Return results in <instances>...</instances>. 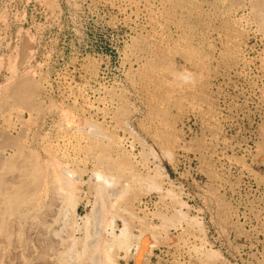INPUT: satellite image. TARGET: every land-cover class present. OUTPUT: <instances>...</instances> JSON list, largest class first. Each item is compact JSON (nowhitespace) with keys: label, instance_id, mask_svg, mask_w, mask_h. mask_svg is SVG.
Wrapping results in <instances>:
<instances>
[{"label":"rangeland","instance_id":"rangeland-1","mask_svg":"<svg viewBox=\"0 0 264 264\" xmlns=\"http://www.w3.org/2000/svg\"><path fill=\"white\" fill-rule=\"evenodd\" d=\"M180 2L0 0V144L36 155L52 146L80 178L68 185L78 216L65 217L69 233L80 229V264H264V0ZM24 78L41 114L8 99ZM74 117L128 165L110 177L113 199L101 190L114 183L88 174L107 178L113 162L78 151L64 125Z\"/></svg>","mask_w":264,"mask_h":264},{"label":"bare ground","instance_id":"bare-ground-1","mask_svg":"<svg viewBox=\"0 0 264 264\" xmlns=\"http://www.w3.org/2000/svg\"><path fill=\"white\" fill-rule=\"evenodd\" d=\"M178 1L180 2V0H178ZM180 4H181V2H180ZM167 5H168V3H167ZM174 5H176V4H174ZM168 6H170V5H168ZM181 6H184V5H181ZM259 6L261 9L262 7L260 4H256L255 7L257 8ZM172 7H174V6H172ZM257 9H259V8H257ZM171 10L172 9H170V11ZM259 10L257 13H260V14L263 13L264 14V12H263L264 10L262 12H260ZM174 12H175V10H174ZM171 14H173V13H171ZM263 14H261V16H260L261 18L259 17L260 20L258 18L259 23L261 22L260 25L262 23L264 24V17H263L264 15ZM169 15H170V13H169ZM257 16H259V14ZM171 18H173V17H171ZM159 23H161V22H159ZM173 23H175V22H173ZM145 53H147V52H145ZM175 79H176V77H175ZM34 84H36V83H34ZM8 89H10V88H8ZM34 91H35L34 85L30 81V79L24 78V79H21L18 83L16 82L15 85L9 91V93H7L8 99L12 100V102L15 104V105L13 104L15 107H22L24 109V111H26L25 112L26 114H27V112L28 113L36 112V113L41 114L42 111L39 109L40 106L38 107V105L39 104L41 105V103H39L37 106H35V104L33 102ZM7 105H8V103H7ZM9 107H11V106H9ZM12 108H14V107H12ZM23 109L21 111H23ZM2 111H4V110H2ZM6 111H4L3 113H5ZM3 113L1 112V114L4 116L5 114H3ZM126 113H127V111H126ZM67 115L70 116L69 114H67ZM123 115H124V113H123ZM14 116H16L15 118H17L16 120H18L19 124L24 123L23 119H22L23 117H22V114L20 111L16 112V114ZM65 117H67V116H65ZM65 117H64V119H65ZM67 118H69V117H67ZM74 118L75 119L71 118L72 120L69 119L71 122L64 121L65 124L64 123L63 124L66 125V123H67V125L69 127L68 123H70L72 126L71 129H73L74 131H76L79 134V137L81 139L79 142H77L78 151L79 152L80 151H83V152L86 151L87 155L90 158L98 161V165L104 161L107 162L106 160L108 159V157L107 158L105 157L106 156L105 154H107L106 153L107 150L106 151L104 150L105 147H104L102 141H103V139L105 141V139H108V138H106L105 135H104L105 138L102 137L104 132H103V134H102V132L100 133L99 128L91 124L92 123V122H90L91 120H89L90 123H88L86 120H84L82 118H81V120H80V118H78V119L76 117H74ZM120 120L121 119H119V121ZM68 127H66V128L68 129ZM19 131H20L19 133L25 134L24 130H23V132H21V130H19ZM7 132L8 131H6L3 134L5 135ZM101 134H102V136H101ZM4 135L1 136V134H0V137L3 138ZM7 135H9V134H7ZM43 136H45V135H43ZM19 137H22V136H19ZM5 138H3V141H5L4 140ZM20 140H23V139H20ZM108 142L110 143V140L107 141V143ZM10 143L11 142H3L2 144H0V264H80V262H78L80 259L77 258L78 261H76V259H75V255L77 256V254H76V248L74 245V242L76 244V240L78 241V239H75L74 235L77 233L79 234L80 229L78 227L74 226L75 228H73L72 232L69 233L68 232L69 230L67 231V229L68 228L70 229L71 225L68 227L66 219H65V217L68 218L66 216V214H68V213H66V211H68V210L71 211L73 214L77 215V208L75 207L76 197H74V195L70 192V188L68 186L71 184L70 182L72 181V180H70L71 175H66L67 171L65 170V168L63 169V167H64L63 165H65V164L62 165L60 160L57 161V159H58L57 155L58 154H57V151L52 146L42 149V152L38 153L36 155V153H34V152L33 153L28 152L27 149L24 148V146H18V143H17V146H15L14 144H10ZM108 147H110V146H108ZM6 148H14L15 149L16 161H8L7 159L4 158L3 153L5 152L4 150ZM92 154H94L95 156H91ZM97 154H98V156H97ZM12 155H14V154H12ZM115 157H114V160L108 159V161H111V163L113 162L111 165L113 169L111 168V170L108 171L107 175L105 173L106 177L108 176L107 178H105V176H103V175H100L97 170L90 171V172L87 171V172H89L88 173L89 179L93 180L95 182V186H96V183H99V182L101 183V180H103V184L107 183V185L114 183L113 184L114 188L112 187V185H110L109 187H111V188L107 189L108 190V191H106L107 193L106 192L102 193L103 191L101 190V194H102V196H104L105 200H107L109 197H111V199H113L112 196H115V193H116V191L114 190L115 185H117L119 183V182L118 183L114 182L110 178L111 175H113V177H114V175H126L127 176V172H128V165H126L124 163L125 161L118 160L119 158L117 159ZM44 159H46V162L44 161ZM104 165L108 166L107 163L106 164L104 163ZM65 167H67V166H65ZM96 167H98V166L96 165ZM108 168L110 169V167H108ZM5 174H11V175H5ZM103 174H104V172H103ZM82 175H83V173H82ZM130 176H132V175L130 174ZM74 177L75 176L72 175L73 181L75 180L74 182L78 183V180L80 178H77V177L74 178ZM137 178H138V176H137ZM140 180H141V178H140ZM135 183H137V182H135ZM80 184H81V182H80ZM98 186H99V184H98ZM98 186H97V188L102 189ZM127 187L125 186L124 189ZM125 191L127 192V190H125ZM99 193H100V190H99ZM101 194H100V196H101ZM118 194H119V192H118ZM116 198L118 199V196H116ZM109 208H110V206H109ZM95 209H96V207H95ZM100 216H101V214H100ZM124 225H126V224L123 223L122 228L119 231V235L118 236L116 235L117 240L119 238V240L121 241L120 238L123 239V238H127L129 236L128 233H126V227ZM114 228L116 229V226L112 227L113 230H115ZM81 230H82V227H81ZM86 231H88V230H86ZM84 233H86V232H84ZM86 236L87 235H85V237ZM79 238H81V237L79 236ZM112 238H113V235H112ZM116 238H114L115 241H117ZM79 241H80V239H79ZM95 244H92L91 247H94ZM113 246H114V244H113ZM80 249H81V252L83 253L85 258L90 257V256L92 258V254L94 255V253L92 252L93 248L91 250L89 248H86V245H85V247L81 246ZM99 252H100V250L98 251V253ZM98 255L95 257L97 258ZM100 257H102V256L100 255L99 258ZM83 259L84 258H82L81 260H83ZM91 262H92V264H99L96 262V259L94 262L93 261H91Z\"/></svg>","mask_w":264,"mask_h":264}]
</instances>
